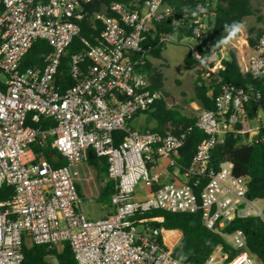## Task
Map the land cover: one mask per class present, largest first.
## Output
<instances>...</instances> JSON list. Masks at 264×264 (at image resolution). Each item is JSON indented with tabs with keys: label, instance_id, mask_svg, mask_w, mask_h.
Listing matches in <instances>:
<instances>
[{
	"label": "built area",
	"instance_id": "obj_1",
	"mask_svg": "<svg viewBox=\"0 0 264 264\" xmlns=\"http://www.w3.org/2000/svg\"><path fill=\"white\" fill-rule=\"evenodd\" d=\"M92 2L0 0V188L14 190L12 200L0 202V264H22L26 238L49 251L68 243L77 264H189L174 257L162 241V229L152 225L163 218L142 217L153 211L198 210L206 228L237 251L229 259L220 245L204 264H262L249 251L242 230L226 233L225 228L237 219L264 221V198L249 197L247 178L234 176L232 164L225 162L217 169L211 165L213 151L229 135L244 146L264 143V114L250 119L246 90L217 78L215 109L200 110L196 117L205 138L182 174L175 158L186 133L162 135L130 126L135 117L165 100L141 69L152 47L144 46L149 38L158 45L177 41L175 34L157 33L156 24L171 19L174 25L191 29L200 41L208 29L212 3L200 2L177 18L170 7L162 9L164 0H146L140 10L114 2L111 16L93 15L103 28L97 44H92L81 35L80 26ZM75 40L81 48L70 58L71 85L62 90L60 67ZM38 41L51 48L43 67L23 68L24 57ZM190 48L200 61L198 47ZM240 57L236 60L243 74L264 76V35L244 64ZM210 58L205 63L208 70L200 75L207 81L210 73L222 68V59L214 67ZM213 92L210 88L209 95ZM42 119L53 126L42 129L38 126ZM117 132L124 134L119 143ZM49 138L66 161L62 167L54 168L33 148L36 144L44 148ZM91 152L106 159L108 179L114 183V212L99 220L87 217L77 187L78 166L88 162ZM160 160H168L169 169L178 175L162 182L156 170ZM141 183L150 192L138 199L135 193Z\"/></svg>",
	"mask_w": 264,
	"mask_h": 264
},
{
	"label": "trees",
	"instance_id": "obj_2",
	"mask_svg": "<svg viewBox=\"0 0 264 264\" xmlns=\"http://www.w3.org/2000/svg\"><path fill=\"white\" fill-rule=\"evenodd\" d=\"M38 1L46 3L48 0ZM145 1L93 0L86 7L87 15L80 22L81 35L91 41L92 44H97V38L103 27L100 22L92 19L94 14L105 12L111 16L109 7L114 2L124 4L129 9L140 10L143 8ZM205 1L213 5L211 16L207 21V28L211 30V41L204 47L198 46L201 54L200 61L196 60L189 51L185 60L187 66L197 67L205 64L214 52L220 53L222 51L226 41L240 38V32L232 35L233 28L236 25L242 26L244 20L248 17L256 16L257 24L261 25V27L255 26L249 30V46L251 48L255 47L259 38L264 35V12L257 15L252 0H164V4L170 7L175 14L174 16L178 18L184 13L193 11L198 3ZM155 29L157 33L169 32L177 36V41L168 44L158 45L157 41L152 42L150 38L144 44L145 47L152 44V47L149 50V58L146 60V65L141 69L149 75L151 88L160 90L163 88L162 74L154 69L151 59H163V52L169 44H180L184 38H193V33L191 29H187L184 26L174 25L171 19L162 24H156ZM80 48L79 41L75 40L63 57L60 74L58 75V85L62 90L67 89L71 85L69 76L70 58ZM49 51H51V48L45 42H36L24 57L22 67H43L44 55L49 53ZM221 64L222 68L215 74L210 73L209 81L199 75L196 80L195 97L192 100V104H198L202 110H214L215 98L219 94L217 78H222L225 82L232 83L246 90L250 98L246 104V111L250 119L256 118L259 113L264 114V76L255 78L249 74H243L232 51L229 52L227 58L222 59ZM210 88L214 89L213 95H209ZM144 114L147 115V127L144 131L149 130L162 135L186 133L185 143L178 151L177 158H175L176 169L182 174L192 163L198 145L205 138L204 133L196 127V117H190L181 110L169 108L164 99L157 101ZM151 123H154L152 128L149 127ZM38 126L42 129H48L53 126V122L42 119ZM123 136V132L115 133L116 142H121ZM53 142V138H49L44 148H41L38 144L33 148L38 155H44L48 160L52 156H58L59 161L52 163V166L59 168L64 166L66 161L55 150ZM97 161H102V164L107 167L105 158H98L91 152L88 163L97 167ZM225 162L232 164L234 176L247 178L250 198H264V143L244 146L239 144L238 138L229 135L225 143L219 145L213 151L211 165L214 169H217ZM113 193L114 183L108 181L101 191L98 201L104 204L111 199ZM13 196L14 190L12 187L3 185L0 188V202H8L12 200ZM152 217L163 218V222H153L152 224L162 229L163 242L165 236L170 232L180 231L182 233V240L178 247L172 250V254L186 263L204 264L220 245L229 254V259H233L237 255V251L232 249L223 237L206 228L200 210L195 213L153 211L142 218ZM236 230H242L245 233L249 251L264 264V221L259 217L237 219L225 228L226 233H232ZM51 256L57 258L58 264H77L68 243L65 244L64 251L61 254L49 251L46 246L33 245L28 247L25 245L22 264H50L49 258Z\"/></svg>",
	"mask_w": 264,
	"mask_h": 264
},
{
	"label": "rangeland",
	"instance_id": "obj_3",
	"mask_svg": "<svg viewBox=\"0 0 264 264\" xmlns=\"http://www.w3.org/2000/svg\"><path fill=\"white\" fill-rule=\"evenodd\" d=\"M253 6L257 11V15L264 12V0H252ZM168 6L164 4L162 9H166ZM256 16L248 17L245 19L244 26V39L238 44L240 47H245L244 40L248 42L249 30L252 27H261L257 24ZM211 41V30H206L205 36L202 40L197 41L194 38H184L180 44H169L163 52V59H151L154 69L162 74V91L165 94V99L171 108L181 110L190 117H197L200 107H194L192 100L195 97V85L199 75L208 70L207 65L203 64L197 67H189L186 65L185 60L190 51V47L206 46ZM226 49H223L216 56L210 58V64H214V67L219 66L221 57L227 58L228 53L232 50V46L227 42L224 44ZM146 116L141 115L136 118L131 126L134 130L140 131L143 129L144 119ZM87 182H84V186ZM90 186L94 187L91 183ZM148 188L142 183L139 184L136 190V197L145 196ZM95 192V191H94ZM82 208L86 215L93 219L102 218L106 214V210L103 208V203L95 198L86 197L83 200ZM182 233L180 231H173L166 235V245L168 249L174 250L180 243Z\"/></svg>",
	"mask_w": 264,
	"mask_h": 264
},
{
	"label": "crops",
	"instance_id": "obj_4",
	"mask_svg": "<svg viewBox=\"0 0 264 264\" xmlns=\"http://www.w3.org/2000/svg\"><path fill=\"white\" fill-rule=\"evenodd\" d=\"M244 22H245V20H244ZM244 30H245V26H244V23H243V25L240 26V30L238 31V32H240L241 37L238 38V39H232V40L226 41L229 45L232 46V50L231 51L236 56L241 55V57H240L241 64H244L245 63V61H246L248 55L251 53V49H252L248 45L247 40H244L245 45H246L245 47H243V46L240 47L238 45L241 42V40L244 39V34H245L244 33ZM223 49H226V46L225 45H224ZM221 59H223V57H221ZM164 96H165V94H164ZM165 101H166V99H165ZM167 105H168L169 108H171L169 106L168 102H167ZM194 105H195L194 107H198L199 106L198 104H194ZM141 115L146 116L145 119H144V125H142L143 126L142 131H144V129L147 127V124H146L147 115L146 114H141ZM141 115L135 117L130 122V126H131L132 122L136 118L140 117ZM153 126H154V123H151L149 125L150 128H152ZM58 161H59L58 156H52L51 159L49 160V162L51 163V165H52V163H57ZM106 164H107V162H106ZM168 165H169L168 160H160L158 162V164H157L156 170L161 173V175H162L161 181L162 182H166L169 179H172V177H173L172 175H175V176L178 175L177 170L169 169ZM78 172H79V176H78V181H77V187H78V190H79V194L82 197V200H84L86 197L95 198V199L98 200L101 191L103 190V188L106 186V184L109 181L107 167L102 164V161H97V167L96 166H93V165H90L87 162V163H83V164H81V165L78 166ZM85 181L87 182V185L86 186H84V182ZM91 183L94 184V187L93 186L92 187L90 186ZM149 192H150V190L148 189L147 194L145 196H141L140 198L139 197H137V198L138 199L146 198L149 195ZM103 208L106 210V214L102 218H99V219H103V218L107 217L108 215H110V214H112L114 212V208L111 205V199L107 200L103 204ZM87 217L89 219H91V220H99V219L90 218L88 215H87ZM181 240H182V236L180 238V242H181ZM164 243L166 245V237L164 238ZM25 245L28 246V247H31L34 244L31 242L30 239L26 238L25 239ZM64 248H65V245H62V246L58 247L54 252L56 254H61L64 251ZM170 250H172V249H170ZM49 263L50 264H58V260H57V258L55 256H51L49 258Z\"/></svg>",
	"mask_w": 264,
	"mask_h": 264
},
{
	"label": "clouds",
	"instance_id": "obj_5",
	"mask_svg": "<svg viewBox=\"0 0 264 264\" xmlns=\"http://www.w3.org/2000/svg\"><path fill=\"white\" fill-rule=\"evenodd\" d=\"M239 30H240V26L239 25L234 26L232 35H235V33L238 32Z\"/></svg>",
	"mask_w": 264,
	"mask_h": 264
}]
</instances>
